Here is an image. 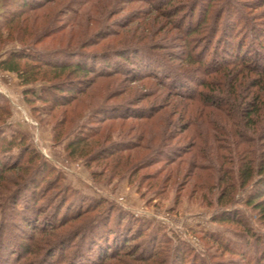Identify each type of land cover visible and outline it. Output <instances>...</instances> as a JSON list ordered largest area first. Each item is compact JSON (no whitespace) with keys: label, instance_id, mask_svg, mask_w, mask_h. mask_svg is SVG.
<instances>
[{"label":"rangeland","instance_id":"374dc122","mask_svg":"<svg viewBox=\"0 0 264 264\" xmlns=\"http://www.w3.org/2000/svg\"><path fill=\"white\" fill-rule=\"evenodd\" d=\"M74 2H77L74 8L57 13L60 28L63 30L44 40L42 44H38L37 49H47L49 52L73 49L76 52L107 53L114 56L117 50L131 45L128 42L134 38L139 47L149 49L152 55L150 57H156L160 61L161 65L156 64L159 67L153 70L159 74V77L148 76L142 69L144 65L140 64V59L135 60L132 57L127 63L117 59L121 71L110 73L112 74L110 77L94 80L92 86L83 94L74 97L69 105L53 108L35 98L39 92H42L43 86H51L52 83L48 79L27 86L22 84V79L18 74L0 70V105L5 106L9 113L8 116L4 115L2 120L0 119V130L7 134L16 132L24 135L27 143L35 146L41 154L40 162L48 165V170L43 172V175L51 174V169H54L55 173L51 176L50 182L57 176L62 179L59 189L48 193L49 180L43 181L44 176H41L28 186L30 189L28 194L21 193L23 198L26 196L29 198V203L25 202L26 205L23 206L27 208L26 218L17 212L13 202L1 203L2 197L10 196L8 193V196L0 195V224L5 215L6 222L10 226L7 238L33 245V247H35V242L42 245L41 240L47 237L36 236L39 233L35 230L52 223L57 224L56 227L59 228L61 224L71 220L75 213L85 211L89 206L94 208V200L106 199L109 204L112 203L118 208V211L113 213L116 220L122 210L128 216L127 219L131 225L136 224L140 227L139 230L136 228L130 234L131 238L136 237L140 231H144L145 237H141L136 243L129 242L134 251L132 250L131 257L123 258L125 264H146L136 260L143 256L144 253L141 250L148 247L151 240L155 238H158L159 244L161 243V247L165 250L171 248L173 250L177 246L185 248L184 250L189 254L186 261H192L193 256H198L200 261L210 260L208 264H241L242 258L234 255L236 253L231 250L242 249L254 252L256 245L252 234L264 236L263 217L259 211L247 204L250 196L254 194L255 183H250L247 188L242 189L239 180L236 179L239 168L243 164L237 155L230 152L228 145L230 141L228 136H230L233 121L221 117L218 111L204 109L203 113L202 106L182 96H174L164 87L163 82L166 80L164 78L167 73L162 74V66H166L173 73L180 72V68L186 67L184 58L188 51L185 43L180 39L181 33L178 28L172 26L170 20L160 12L163 10L162 7H155L157 4H162L164 0H74ZM233 3L237 5L238 14L248 16V21L242 23L237 29L240 41L246 46H257L259 41L256 42L254 39L251 24H254L253 30L256 29L259 33L264 32L263 0H233ZM198 8L200 12L195 15L196 18L199 17L201 11L205 10L206 5L200 2ZM40 12L43 14H40L38 22L44 21L46 15L50 13L48 10H40ZM37 20L29 18L22 26L19 25L14 32L13 39H6V37L0 39V60L6 57L7 52L23 48L24 45L18 41V37L22 39L25 36L24 29H27L26 34L30 35V30H35L33 24ZM174 21L177 22L178 19ZM236 21L237 15L231 16L227 11L222 16L220 30L222 31L227 23ZM109 31H115L117 35L111 37L112 39L100 37V34L106 36ZM142 31H150V35L152 32L153 39L139 42ZM204 38L205 36H201L195 41L199 53L203 52L207 43V39ZM28 40L30 41L26 43H30V46L35 48L33 41L35 39L28 38ZM157 45L160 49L152 50ZM228 48L231 52L233 51L232 45ZM126 50L129 49L124 51ZM100 66L101 70L105 71L104 65L100 64ZM188 75L191 79L194 76L197 81L203 80V76L197 74L196 70L190 71ZM180 83L189 87L193 94L200 90L199 84L194 82V79L188 81L182 78ZM182 92L184 93V89ZM166 105L167 107L164 108ZM152 106H155L156 110L164 108L157 115V118L163 116V119L161 121L159 118L147 128L148 130L154 129L153 135L157 137L156 145L167 150L170 161L164 158L151 168L140 170L131 176V171L125 174L109 170V168L102 170L100 164H91L89 167L85 160L88 158L72 160L68 156L67 145L82 129H86L88 134L92 130L89 136L99 131L104 134L110 133L113 142L118 138L126 142L135 141L140 132L135 131L130 134L129 130L140 122L109 120L110 108H130L135 113L149 111L153 109ZM187 110L193 114L194 119L180 120L183 111ZM174 112L177 114L172 126V135L174 134L175 139L168 141V135H166L162 140L159 136L164 130L161 131L156 127L163 129L165 117L170 119L169 116H172ZM200 114L203 115L200 116ZM237 122L239 121H235L234 124ZM190 123L196 126L191 125L190 127ZM185 128L190 131L182 133ZM214 129L223 131L215 130L214 132ZM59 131L64 135L60 140L57 138ZM201 133L204 138L201 137ZM249 133L253 135V132ZM256 138L261 141L259 137L256 136ZM192 139L197 145L194 149L191 148L194 142ZM198 149L203 150L207 156L206 161L200 160L203 162L201 164L206 166L201 168H210L212 172L197 171L194 173V169L188 170L185 166L182 168V164L178 166L179 162L182 163V159L196 154ZM94 170L97 172L102 170L104 174L101 177H94ZM169 170H172L171 175L168 173ZM186 172L190 174L187 178H185ZM217 172L220 178L228 176L227 173L230 172L233 174V181L236 182L237 187L233 190V194L227 196V200L223 202L229 203L228 209H223L226 206L218 203L223 191L222 187L226 186V183L222 185L218 180L212 179ZM12 177H14L12 173L8 174V178ZM34 196L39 198L36 199ZM98 212L100 215L93 214L90 218L87 216L79 221H71L65 227L52 233L51 237L56 239L50 240L49 246L40 247L41 252L21 264H37L49 253V260L54 257L56 264H61V258L58 259L59 254L65 253L62 260L66 263L73 256H70V252L77 254L75 261L82 260V262L78 261L79 264L97 262L105 255L107 246L105 247V243L103 244L98 238L94 242L89 237L90 235L85 237L83 231L89 229L92 224L98 225L99 229L104 232L107 231L103 229L107 215L101 216L103 212L106 214V210L102 209ZM224 214L240 216L242 223H216L215 218ZM31 218L32 221H28ZM126 225L127 222L124 226H118L117 223L114 225L116 235L121 239L130 230L126 231L128 227ZM245 226L251 228V231L248 232ZM34 236L37 241H32L35 239ZM5 242L6 240L3 246L6 245ZM111 243L110 241L109 244ZM119 243L121 241H118L117 245ZM222 244L228 248V251L225 252L226 248L222 247ZM0 248L2 253L0 264H17L14 258L10 259V256L5 254L4 247L0 246ZM112 250L117 251L116 248ZM66 257L69 258L66 259ZM174 259L175 257L173 261ZM75 261L73 263L78 264ZM107 264H116V262L112 261Z\"/></svg>","mask_w":264,"mask_h":264},{"label":"trees","instance_id":"16d2710c","mask_svg":"<svg viewBox=\"0 0 264 264\" xmlns=\"http://www.w3.org/2000/svg\"><path fill=\"white\" fill-rule=\"evenodd\" d=\"M200 2L206 5V8L201 11L199 17L196 18L195 15L200 12L198 11ZM75 4L77 5V2H74V0H0V39L4 37H6V39H13L17 27L19 25L22 26L29 18H36L37 20L41 14L40 10H48L50 12L46 15L44 21L38 22L37 20L35 24H33L36 32H34L35 30H30V35H27L26 33L28 30H23L25 36H23L22 39L18 37V41L24 45L23 48L21 50L7 52L6 57L0 60V70L18 74L19 78L22 79V84L27 86L48 79V81L52 83L51 86H43L42 92H39L35 98L45 104L51 105L53 108L56 106L69 105L74 97H78L89 89L94 80L102 79L107 76L110 77L112 76L110 73L121 71L120 66L117 64V59L124 63L130 62L132 57L135 60L140 59V64L144 65L142 69H144L148 76L153 75L154 78L159 77V74H156L153 70L155 67L161 65L160 61L156 57H150L152 55L149 49L139 47L134 38L128 42V44L131 45L125 46L127 48H123L124 50H129H117L114 56L107 53L76 52L73 49L55 50L52 52H49L47 49H37L39 46L38 44H42L44 40L55 36L63 30V28H60V20H58L57 13L59 11H69L74 8ZM155 7L163 8L160 12L170 20L172 26L178 28L181 33L180 39L183 40L188 49L186 52L187 55L184 58L186 67L180 68L181 74L177 71L173 73L169 68H166V66H162V74L167 73L164 78L166 79L164 81L165 83L163 82L164 87L174 96H182L190 99L192 102H196V104L203 107V113L204 109H206V111H218L221 117H226L233 121L232 130L231 132L228 131L230 133V136H228V140H230L228 145L230 146V152L237 155L243 164L239 168L236 179L239 180L242 189L247 188L250 183H255L254 194L250 196L247 204L259 211L264 219V55L262 54L264 53V32L259 33L256 29L253 30L254 24H251V28L253 27L254 39L256 42L259 41V44H256L258 47L255 45L246 46V44L240 41V36L237 35V29L242 23L248 21V16L238 14L237 5L233 3V0H164L162 4H157ZM227 11H229L231 16L237 15V21L227 23L221 31L220 25L222 16L227 13ZM174 19H178V21L176 22ZM116 35L117 32L109 31L106 36L100 34V37L102 39H112ZM151 36L152 32L150 35V31H142V36H140L138 41H151L153 39ZM201 36H205L204 39H207V43L205 41L207 46L204 44L205 47L203 52L199 53L197 52L198 48L195 46V41ZM219 36L221 38H219ZM28 38L35 39L33 40L35 42V48L30 46V43H26L30 41ZM231 45L233 47L232 52L228 48V46ZM84 48H86V46H84ZM159 49L160 46L158 45L152 48V50ZM99 63L104 65L106 68L105 71L101 70L102 68ZM156 64H159V66ZM194 70H196L197 74L203 76V80L197 81L194 76L191 79L188 74H190V71ZM135 76L137 75L135 74ZM182 78L188 81H193L194 79V82L199 84L200 90L193 94L189 87H185L180 83ZM176 85H178V87ZM180 86L183 87L180 88ZM182 89H184V93ZM165 107H167V105L164 106V108ZM152 108L153 109H149V111L140 110L141 112L133 113L134 110H130V108L111 107L109 120L113 119V121L119 122L134 120L140 122V124L132 126L129 130L131 131L130 134H133L135 131L140 132L137 136L138 139L126 142L118 138L119 140L116 139L113 142L111 141L112 135L110 133L104 134L99 131L89 136L92 130L88 134L86 129V131L82 129V131L67 145V150L69 152L68 156L72 160L88 158L85 160L89 167H91V164H100L102 170L109 168V170L119 173L123 172L125 174L131 171V176L134 173H138L140 170L151 168L164 158H168L170 161L167 150L161 149L160 146L156 145L157 137L153 135L154 129L148 130L147 128L152 122H157L159 118L162 121L163 116L157 118V115H159L164 108L160 110H156L155 106H152ZM8 114L5 106L0 105V119L2 120V117H4V115L8 116ZM201 115L203 114H200V116ZM174 117H177L175 112L172 116H169L170 119H166L167 117H165V126L163 129L156 127L161 131L164 130L163 134L159 136L160 139L162 137V140H164L166 135H168V141L173 138L175 139L174 134L172 135ZM187 118L194 119L193 114L188 112V110L183 111L180 120L184 121ZM99 119L101 121V118ZM234 120L239 122L234 124ZM100 123H102V121ZM191 125L195 124L190 123V127ZM197 129L199 130L201 128ZM184 130L185 131L182 133L190 131L188 128ZM215 130L223 131L222 129H214L213 131L216 132ZM249 132H253V135ZM200 135L203 137V133ZM256 136L259 137L261 141H259ZM63 137V132L59 131L57 138L60 140ZM192 141L194 140L192 139ZM196 146L194 141L191 148L194 149ZM204 153L203 150L198 149L196 154L188 158L182 159L180 157L182 163L179 162L178 166L182 164V168L185 166L188 170H190V168L194 169V173H197V171L212 172L213 170L210 168H201L206 167L201 164L202 161H206L207 159ZM41 159V154L35 146L27 143V139L24 135L16 132L7 134L5 131L3 132L0 130V195H7V193L10 195H7L8 197L6 198L2 197L1 203L13 202L15 205L14 208L17 212H20L21 216L23 214L25 218L27 208L23 206L26 205L25 202L29 203V198L28 196L23 198L21 193L29 192L30 189L28 186L33 183V181H37L39 177L44 176L43 172L48 170V165L44 162L41 163ZM133 165L135 166L130 168ZM102 170L100 172L94 170V177H101L104 174ZM51 171V174L48 173V175L43 178V181L49 180V183H47L50 187V189L47 188L48 193L57 188L59 189L62 180L60 176H57V178L51 179L50 182L51 176L55 173L54 169H51ZM171 171L172 170L168 171L170 175ZM11 173L14 177L8 178V174ZM218 174L219 172H217L212 179L214 181L218 180L222 185L226 183V186L222 187L223 191L218 203L226 206L223 209H228L229 203L223 202L227 200V196L229 197L233 194V190L237 187L236 182L233 181V174H230V172L227 173L228 176H224L223 178H220ZM188 176H190V174L186 172L185 178ZM169 178H171V176H169ZM13 189H15V191ZM18 191H20V193H18ZM34 198L37 199L39 197L34 196ZM32 201L34 202L35 199ZM94 201V208L89 206L85 211L75 213L71 220L61 224L62 226L59 228L56 227L57 224L52 223L44 228L41 227L42 229L39 228V230H35L36 233L40 234L36 236L47 237L41 240L42 245L35 242V247L27 243L23 244L11 238H7V235L9 236L10 226L7 224V219L4 215V220H2L0 224V246L4 247L5 254L10 256V259L14 258L15 263L21 264L24 261H28V258H32L34 255L41 252L40 247L49 246V241L56 239L52 238L51 234L61 227H65L67 223L79 221L87 216L90 218L93 214H99L98 210L101 211L105 209L106 214H103V212L101 216L107 215L103 226V229L107 231H102L99 229L98 225L95 226V224H92L89 229L83 231L85 237L86 235H90L89 237H91L94 242L95 239L98 238L103 244L105 243V247L107 246L106 252H104L105 255L93 264H107L109 262L112 263V261L116 262V264H125L123 258L131 257V252L132 250L134 251L129 242L134 241L133 243H136L138 239L145 237L144 231H140L136 237L131 238L130 234L133 233L136 228L139 230L140 227H137L136 224L131 225V223L128 222V216L124 214L122 210H120V214H118L119 216L116 220L113 213L114 211H118V208L112 203L109 204L106 199ZM239 218L240 216L237 215L224 214L221 217L215 218V222L221 224L234 222L241 224L242 220ZM28 221H32V218ZM126 222V226H128L126 227V231L130 230L127 234H124L122 236L123 239H121L116 235V226L114 225L117 223L118 226H124ZM245 228L248 232L251 231V228L247 226H245ZM36 236H34V238ZM252 237H254L256 245L254 252L250 250L244 251L242 249L231 251L236 253L234 255L242 258L243 262H241V264H264V236L252 234ZM4 240H6L5 246H3ZM32 241L37 240L35 238ZM110 241L112 242L111 245L109 244ZM118 241H121L119 245H117ZM58 242H60V240H58ZM5 247H9L10 249ZM12 247L14 249L13 251ZM222 247L226 248L223 244ZM114 248H116L117 251H113L112 249ZM184 249L185 248H181V246H177L173 248V250L172 248L165 250L161 247V243L159 244L158 238H155V240H151V244H148V247H144L141 250L144 254L137 258L138 260L136 261L146 264H208V261H210L208 259L200 261L198 256H193L192 261H186L189 254ZM110 250L111 252H109ZM224 250L226 252L228 248ZM74 253L75 252L69 253L70 256L73 255L72 257L74 258L71 257L66 263L65 260H62L65 253L59 254L58 259L60 260L61 258V264H74L73 261H75L77 255ZM46 255L47 256H44L43 260L37 264H56L53 260L54 257H51L49 260L48 257H50V253ZM173 256L175 257L174 261ZM1 258L2 253L0 252V260ZM68 258L69 257H66V259ZM78 261L82 262V260L79 259L75 262L79 264Z\"/></svg>","mask_w":264,"mask_h":264}]
</instances>
